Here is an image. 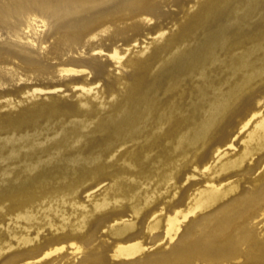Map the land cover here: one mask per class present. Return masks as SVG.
<instances>
[{
    "label": "rangeland",
    "instance_id": "rangeland-1",
    "mask_svg": "<svg viewBox=\"0 0 264 264\" xmlns=\"http://www.w3.org/2000/svg\"><path fill=\"white\" fill-rule=\"evenodd\" d=\"M130 1L0 0V117L21 105L32 106L49 98L65 100L80 111L78 97L86 94L83 88H92L98 112L78 134L84 139L81 155H100L94 165L69 166V158L76 153L69 148L63 162L62 158L47 160L39 172L31 174L24 165L36 155L32 151L17 155L5 137L18 131L0 130V194L9 189L3 183L8 170L9 179L28 189L35 187L37 193L43 188L40 184H74L63 197L46 198L25 208L0 199V231L11 241L0 251V264H84L91 254L102 253L107 264H117L121 260L113 256L115 250L139 241L149 250L131 264H168L176 258L173 264H264V145L258 151V140L249 137L264 116V0H227L222 9H209L216 0H154L148 5L153 15L135 22L138 31L128 29L131 22L101 31L107 25L105 17ZM96 19L106 23L94 32L97 36L81 35L80 41L71 38L73 31L80 34ZM160 32L168 37L158 39ZM217 33H222V39L215 47V58L206 60L197 71L183 74L172 86L166 81L168 73H156L171 55L201 54L205 37ZM178 37L180 47H169ZM115 50L120 61L111 57ZM141 55L156 58L151 61L155 72L143 90L152 98L151 118L135 139L118 140L117 128L109 122L121 107L114 110L112 103L126 95L136 69L134 62ZM70 69L79 73H68ZM215 95L229 98L228 109L200 134L208 102ZM132 102L121 110L131 108ZM255 113L258 115L243 128L247 121L243 118ZM78 118L70 114L40 119L19 133L37 132L42 141L49 140L63 128L72 134ZM52 146L43 145L44 159ZM219 148L226 153L221 159L217 157ZM170 166L175 168V179L163 184L157 180L159 173ZM206 175L235 191L210 210L190 214L175 239L169 240L168 217L193 204L207 185ZM116 176L143 193L139 213L122 206V196L105 193ZM78 210L90 217L78 238L70 239L68 233H60L46 222L28 230L30 215L49 214L59 222ZM226 214L245 222V229L236 235L237 255L212 261L188 256L191 244L214 231L213 217ZM159 218L162 228L149 232ZM134 220L135 229L124 238L109 234L112 226ZM61 247L65 248L45 257Z\"/></svg>",
    "mask_w": 264,
    "mask_h": 264
},
{
    "label": "bare ground",
    "instance_id": "bare-ground-1",
    "mask_svg": "<svg viewBox=\"0 0 264 264\" xmlns=\"http://www.w3.org/2000/svg\"><path fill=\"white\" fill-rule=\"evenodd\" d=\"M153 1L154 0H131L122 7H117L116 9H114L111 15L105 17V21L107 22L106 26H104V24L106 23H102L101 21L96 19L95 21H93V23L86 24L81 30L80 34H76V32L73 31L72 33L74 34H72L71 38H73L76 41H80L81 35L85 37L97 36V34L94 32L97 31L100 27L104 26L101 31H106L111 26L116 25L117 23L125 24L127 22H131L130 26H128V29L133 32L138 31L139 27L138 24H136L135 22L138 19L147 20L149 16L153 15L152 11L148 8V5ZM226 2L227 0H216L215 3L213 2L214 4H211L209 6L210 7L209 9L225 8L226 6L224 5ZM187 28L188 31L192 32V29L190 30L189 27ZM167 37L168 35L165 36V32H160L158 39L164 40ZM221 39H222V33H217L213 36L207 35L204 39V42L202 43L201 54L199 55L191 54L186 57L182 56L181 54L171 55L170 58H168L164 62V64L159 69L156 70V73H159L160 76H163L164 74L168 73V77H166V81H168L169 85L172 86L173 84L179 82L182 79L183 74L192 71H197V67L202 66L206 60L208 59L213 60L215 58V47L217 43L220 42ZM180 44H181L180 37H178L177 40L171 41L169 43V47L174 46L179 48ZM111 57L119 61L122 59V57H120L118 50H115L111 54ZM151 58L152 55L150 56L141 55L135 60L134 65L136 69L131 77L132 82L131 84H129V86L125 91L126 95L125 96L122 95L119 101L112 103L114 110H118L121 107L117 111L118 112L117 115L110 120L111 122H109L116 126L118 140H125V139L132 140L137 134H139V132L142 131L146 121H148L151 118L152 98L148 93L146 92L143 93L144 88L147 87L149 83L148 77L155 72V70L153 72V67H152L153 65L151 61L156 62V58L155 56H153L154 59ZM67 72L72 74L79 73L75 69L67 70ZM83 89L86 92V94L85 95L82 94L78 97L79 107L82 108V110L80 111L78 110L75 111V107H69V105L65 100L49 98L48 100L35 102L32 104V106L21 105L18 109L5 112L0 117L1 132H10V131L12 132L17 130L18 131L17 133L24 130L26 125L36 124V122L40 121V119L45 118L47 120H52L56 116L62 118L70 114L72 115L76 114L77 116L81 117L80 119L78 118V120L72 124V130H73L72 134L68 132V128H63L61 130L62 133L60 132L56 137L45 141H42L40 136H38L39 134L37 132L19 133L18 135H16L17 134L16 133L11 136L7 135L5 137L7 142L9 143L7 145H9L10 149L16 152L17 155L25 151L27 153L29 151H32L36 155L35 156L36 159L30 158L29 160L26 161V165H24L25 171H29V173L31 174H36L37 171L38 172L40 171L42 164H45L47 160L55 161L57 158H62V162H63V160H65L67 157L68 154L67 152L69 148L73 149V151L76 152L71 155V158H69V163H68L69 166H75V165H79L82 167L91 166L94 165L93 162L95 160L96 162L99 161L100 155L98 153H95L93 155L90 153L91 155L86 157L81 155L82 146L80 144L84 142V139L83 136L78 134V132L81 130H85L89 127L90 125L89 122L92 120L93 116H95V114H97L98 112V109L96 107L99 106L98 103H95L97 97L96 96L93 97L91 95L92 88L90 89L83 88ZM38 91L42 92V90H38ZM139 93L143 94L142 98L133 100L132 97ZM240 96L239 99L243 97L242 96L240 98ZM228 100L229 98L224 95L222 96L215 95L212 98V101L208 102V107L204 116L205 120L203 122V125L200 126L198 133L201 134L202 132L206 131L210 123L214 122L220 115L226 112V110L228 109L227 108ZM130 101L131 102L133 101L132 107L121 110L122 107L126 105L127 102ZM251 113L252 110H250L248 115H250ZM257 115L258 114L255 113L251 117L249 116V118H246L247 116L244 117L243 120H247V121L243 125V128L249 126V123ZM195 132H197V130ZM250 134L251 135L249 137H251V140L254 139L258 140L257 147L255 148L258 149L259 151L261 149L259 146L264 145V116L257 122V124L255 125V130L252 131ZM187 139L189 141L192 140L189 138ZM45 143L53 145L52 149H50L49 152H46L48 153L46 155V159H44L42 155L44 152L43 145ZM229 146L232 148L234 146V143H231ZM218 150L219 152L217 154V157L219 159L220 155L224 153V150L220 151V148ZM64 154L65 156L63 157ZM225 154L226 153H224L223 155ZM205 162H207V160L203 161V163ZM174 169L172 166H170L164 171H161L159 173L157 180L160 181L161 183L163 182V184H168L167 182L175 179ZM10 173H11L10 170L4 173L5 176L7 177L6 180L3 181V183L4 185H7L9 189L7 190V192L6 190L2 191V193L0 194L1 196L0 199H8L11 202V204H17V206L20 208L22 206L24 208L26 206L29 207L33 203L42 201L43 199L46 198L63 197V195L66 194V188L68 186L74 185V184L67 185V183H65L64 185H55V186L40 184V186L42 185L43 188H41L40 192L37 193L35 187L28 189L24 186H21L22 185L21 182H15L9 179L8 176L10 175ZM204 178L207 185L199 191V193L197 194V198L194 200L193 204L190 205L189 207H186L185 209L177 211V213L174 216L168 217L167 219L168 227L166 230V235L169 240L175 239V237L178 235L182 227V222L186 220L190 214L196 215L201 212L210 210L211 208L215 207L216 205L227 199L235 191V188L230 187L228 185L219 186L217 184L218 180L215 176L213 177L211 175L210 176L206 175ZM158 181H156V183L158 186L161 187L163 184L159 185ZM125 184L126 183L122 178L118 176L112 177L111 184L105 189V193L108 194L112 192L122 196L121 200H119L122 206H125L126 204L130 206L132 210L138 212L137 206L139 203V198L143 193L140 190H137L136 188ZM148 190L150 189H146V190L144 189V191L147 193ZM151 191L152 190H150V193ZM153 191H158V189ZM235 212L236 211H234V213ZM48 215L49 214H46L41 217H37V216L33 217V215L28 216L27 218L29 225L28 230L30 228L36 229L41 223L46 222L52 225L60 233L63 234L68 233L67 235L70 236V239L78 238L79 235L85 232V228L89 222L88 219L90 218L88 214L86 213L82 214V212L79 210L76 211L73 216L62 217L59 222H56L53 217ZM212 223H214V231L207 236L203 235L201 238H198L197 243L191 244L188 248V252H187L188 256H197L198 259H202V260L208 259L212 261V260H219V258H227L230 256L232 257L237 255L238 250L236 247V241H237L236 235H238L241 231L245 229L244 219L240 221V219L234 217V214L232 216L231 214H226L224 216H216L215 218L213 217ZM161 224H162V219L161 218L157 219L155 223L149 227V232H152L154 230H160L162 228ZM135 226H136L135 220L129 222L125 221L120 224H116L112 226L111 230L109 231V234L115 239H121L124 238V236L128 232L133 231L135 229ZM10 244L11 241L7 238V234H4V232L0 231V251H3ZM64 248L65 247H61L58 249L56 248L54 251H49L45 253V257L50 256L53 253L62 251ZM148 250L149 247L145 246V244L142 241H139V242L131 243L129 245L119 246L113 253V256L121 260V262H118L117 264H131L135 262L138 257L147 253ZM176 261L177 258L167 263L173 264ZM26 264H31V263L27 262ZM84 264H107L106 257L105 255H103V253L101 255L99 254L98 256H94V254H91L88 260L84 262Z\"/></svg>",
    "mask_w": 264,
    "mask_h": 264
}]
</instances>
